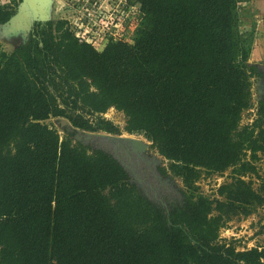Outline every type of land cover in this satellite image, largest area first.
Instances as JSON below:
<instances>
[{
  "label": "trees",
  "instance_id": "obj_1",
  "mask_svg": "<svg viewBox=\"0 0 264 264\" xmlns=\"http://www.w3.org/2000/svg\"><path fill=\"white\" fill-rule=\"evenodd\" d=\"M245 1L128 0L140 12L131 42L101 51L61 19L34 22L10 51L0 44V264H264V246L218 237L264 203V105L239 128L259 74ZM13 14L0 5V24ZM109 108L167 162L158 173L180 179V203L151 202L109 154L45 123L120 134L101 117ZM229 168L218 198L196 193L202 172Z\"/></svg>",
  "mask_w": 264,
  "mask_h": 264
},
{
  "label": "rangeland",
  "instance_id": "obj_2",
  "mask_svg": "<svg viewBox=\"0 0 264 264\" xmlns=\"http://www.w3.org/2000/svg\"><path fill=\"white\" fill-rule=\"evenodd\" d=\"M21 1L22 0H0V5L4 6L5 4H8L9 7H13L14 14L12 16H14L15 14H17L18 6L20 5ZM119 1L120 0H99V3L97 4V6L99 7L94 10V8H91V6L93 5V0H53L51 7L47 11L48 18L51 20H64L66 24L70 26L71 24H73L75 12H82L92 16L95 15L94 11H97V15H95L94 21L97 20V22L99 23L101 20H103L102 23H105V20L110 19V14L112 13L110 11L111 9L120 10ZM133 5L135 6L137 4ZM240 7L243 9L240 11L242 22L240 29H250L252 23H254L255 27L254 44L250 53L248 63L262 66L264 64V0H246L243 3H240ZM136 18L132 20L130 19V16L126 14L124 16L125 21L123 22L122 20L119 24L122 28L121 31H125V36L121 32H118L116 34V38L123 37L125 42L130 43L134 30L137 26L138 19ZM0 25V44L4 50L8 51L24 43L27 40L33 26L29 23L28 18H24L19 25L17 24L19 26L17 29L15 27L11 28L13 27V25L11 23L8 24L7 21L6 23ZM105 44L106 41H95L93 43V47L96 50L101 51ZM250 81L251 105L242 113L241 120L239 122V128L252 125L258 117L255 105L256 102L259 101V94H257L258 81L254 76L250 79ZM101 117L112 122V124L119 129L120 134L126 133L124 131L125 118L121 112H118L113 108H109ZM45 123L51 125L57 131L60 138H63L66 135L64 129L58 126L55 119H49L45 121ZM261 125L264 128V122H262ZM139 136L143 137L141 135ZM88 146L92 149H96L95 143H89ZM148 152L156 153V150L152 149L150 145V147L148 148ZM248 157L249 153L247 152L245 159H248ZM161 162L162 167L167 166V162L164 159ZM254 164L256 166L258 175H263L264 157H260L259 160H257ZM230 176L231 168L227 169L222 174L207 175L202 172L195 184L197 187L196 193L201 194L202 196H206L209 199L218 198L216 194L217 188L221 184L229 183L231 181ZM242 178L245 181L251 180L252 187L254 189H256L259 184V180H257L254 175L244 176ZM173 180L174 188L171 186H159L157 182H155L154 178H146V184L148 183V185L152 187L155 193V196H153L154 193L148 191V196L151 199L154 197L155 199L162 201L165 204L164 208L168 207L169 205L180 203L182 201V183L180 179L174 178ZM145 185L144 187L149 190V188ZM153 203L159 205V203L156 201ZM263 225L264 203L261 206L256 207L253 210L252 214L245 218H232L226 223L225 227L220 230L218 237L222 241L225 240L226 243L232 242L238 250L264 246Z\"/></svg>",
  "mask_w": 264,
  "mask_h": 264
},
{
  "label": "water",
  "instance_id": "obj_3",
  "mask_svg": "<svg viewBox=\"0 0 264 264\" xmlns=\"http://www.w3.org/2000/svg\"><path fill=\"white\" fill-rule=\"evenodd\" d=\"M53 0H22L18 6L17 14L12 16L7 22L13 27L18 28L24 18H28L31 25L34 22H46L48 18V10ZM38 17V18H37ZM6 23V22H5ZM16 24V25H15ZM18 24V25H17ZM1 26V25H0ZM5 27V26H4ZM6 28V27H5ZM256 72L264 77V64L262 66L255 65ZM263 83L262 79H258L257 86ZM264 84V83H263ZM257 91L261 94L262 89ZM58 126L63 128L66 134H72V140L83 146L89 143H95L96 149L109 154L128 174L129 181L136 186L137 189L151 202H158L163 208L165 204L148 196V191L154 193L152 187L146 184V178H154L159 186H171L174 188V180L170 177H162L157 167H162L163 158L158 153L148 152L151 142L139 135L122 133L110 134L104 132H89L72 127V125L64 118H56ZM146 184V185H145ZM147 186L149 190L145 187ZM155 196V193L154 195Z\"/></svg>",
  "mask_w": 264,
  "mask_h": 264
},
{
  "label": "built area",
  "instance_id": "obj_4",
  "mask_svg": "<svg viewBox=\"0 0 264 264\" xmlns=\"http://www.w3.org/2000/svg\"><path fill=\"white\" fill-rule=\"evenodd\" d=\"M92 3H93V5L91 6L92 9L94 8L95 10L99 7L97 6L99 0H93ZM119 5H120V10H112V9L110 10L112 12L110 14V19L105 20V23H102L103 20H101L99 23L97 22V20L94 21L95 15H97V11H94L95 15L92 16L82 12H75L73 24L70 25L71 27L68 24L67 26L69 27V29L72 31V33L76 38H78L81 41H85L91 44L92 46L95 41H99V42L106 41V43L109 40L125 41L123 37L116 38L117 37L116 34L118 32H121L123 35L125 34V31H121L122 28L119 25L120 22L122 20L123 22L125 21L126 17L124 19V16L126 14H128V16H130V19L132 20H134L136 17H137L136 19H138L140 12H139V7H137V5L134 6L133 4L130 5L128 3V0H120Z\"/></svg>",
  "mask_w": 264,
  "mask_h": 264
},
{
  "label": "flooded vegetation",
  "instance_id": "obj_5",
  "mask_svg": "<svg viewBox=\"0 0 264 264\" xmlns=\"http://www.w3.org/2000/svg\"><path fill=\"white\" fill-rule=\"evenodd\" d=\"M254 77H255V79H257V81H258V79H262V81L264 83V77H262L260 74L254 75ZM263 83L261 82V84L264 86ZM260 89H262V92H261V94H259L257 92V94H259L258 95L259 96V101H257L256 104H255L256 105V112H257V114H258V109H259L261 103L264 105V88L261 85H259L258 90H260Z\"/></svg>",
  "mask_w": 264,
  "mask_h": 264
}]
</instances>
